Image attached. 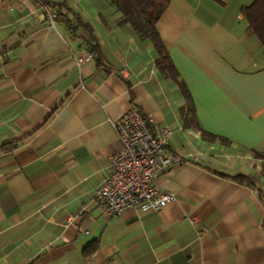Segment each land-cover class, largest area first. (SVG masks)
Instances as JSON below:
<instances>
[{
	"label": "crops",
	"instance_id": "obj_1",
	"mask_svg": "<svg viewBox=\"0 0 264 264\" xmlns=\"http://www.w3.org/2000/svg\"><path fill=\"white\" fill-rule=\"evenodd\" d=\"M51 1L64 5L54 26L40 0H0V264H264L253 0H169L156 23L166 67L111 0ZM91 35L101 63L78 66ZM130 107L171 130L182 161L152 183L175 199L105 219L93 194Z\"/></svg>",
	"mask_w": 264,
	"mask_h": 264
},
{
	"label": "built area",
	"instance_id": "obj_2",
	"mask_svg": "<svg viewBox=\"0 0 264 264\" xmlns=\"http://www.w3.org/2000/svg\"><path fill=\"white\" fill-rule=\"evenodd\" d=\"M52 26L56 14L44 8ZM91 59L84 53L76 59L82 65ZM120 149L109 156V172L104 176L93 194L94 206L102 217L135 208L141 213L157 211L175 195L159 190L152 182L182 159L168 152L171 130L168 126H156L150 115L130 107L111 122ZM205 230V228H203Z\"/></svg>",
	"mask_w": 264,
	"mask_h": 264
},
{
	"label": "trees",
	"instance_id": "obj_3",
	"mask_svg": "<svg viewBox=\"0 0 264 264\" xmlns=\"http://www.w3.org/2000/svg\"><path fill=\"white\" fill-rule=\"evenodd\" d=\"M122 14V22H129L136 33L144 39H149L158 51L157 64L161 66L167 58L164 46L158 36L156 23L164 10L168 6L169 0H111ZM41 8H46L56 14L55 21L61 15L63 2L56 3L51 0H40ZM54 7L56 8L54 10ZM45 11V10H44ZM242 14L245 18L248 28L253 31L257 39L264 46V0H253L249 5L242 8ZM68 28L73 30L80 21H72L66 19ZM84 26L91 32L89 24ZM85 43L89 47L91 56L96 60L97 64L101 63V54L99 45L91 35ZM164 67L165 64L163 65ZM181 84H183L181 82ZM234 178L240 182L252 184L253 178L250 175L236 174Z\"/></svg>",
	"mask_w": 264,
	"mask_h": 264
}]
</instances>
